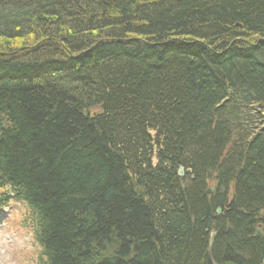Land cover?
<instances>
[{
	"label": "trees",
	"instance_id": "obj_1",
	"mask_svg": "<svg viewBox=\"0 0 264 264\" xmlns=\"http://www.w3.org/2000/svg\"><path fill=\"white\" fill-rule=\"evenodd\" d=\"M12 200L35 264H264V0H0Z\"/></svg>",
	"mask_w": 264,
	"mask_h": 264
},
{
	"label": "rangeland",
	"instance_id": "obj_2",
	"mask_svg": "<svg viewBox=\"0 0 264 264\" xmlns=\"http://www.w3.org/2000/svg\"><path fill=\"white\" fill-rule=\"evenodd\" d=\"M25 212L17 202L0 211V264H35L32 238L21 227Z\"/></svg>",
	"mask_w": 264,
	"mask_h": 264
},
{
	"label": "water",
	"instance_id": "obj_3",
	"mask_svg": "<svg viewBox=\"0 0 264 264\" xmlns=\"http://www.w3.org/2000/svg\"><path fill=\"white\" fill-rule=\"evenodd\" d=\"M179 175L180 176H183L184 175V172H183L182 169L179 171ZM207 193H208V195H210V194L213 193V191L212 190H209ZM217 214L220 215L221 214V210H218L217 211ZM257 236H261V232L260 231L257 232ZM213 242H214V234L211 235V240H210V245H209L210 255L212 253Z\"/></svg>",
	"mask_w": 264,
	"mask_h": 264
},
{
	"label": "bare ground",
	"instance_id": "obj_4",
	"mask_svg": "<svg viewBox=\"0 0 264 264\" xmlns=\"http://www.w3.org/2000/svg\"><path fill=\"white\" fill-rule=\"evenodd\" d=\"M212 234H214V233H212ZM212 234H211V235H212ZM214 238H215V234H214ZM210 240H211V236H210Z\"/></svg>",
	"mask_w": 264,
	"mask_h": 264
}]
</instances>
